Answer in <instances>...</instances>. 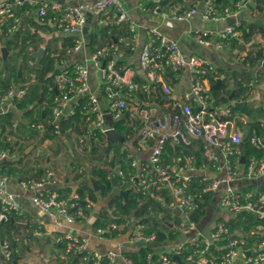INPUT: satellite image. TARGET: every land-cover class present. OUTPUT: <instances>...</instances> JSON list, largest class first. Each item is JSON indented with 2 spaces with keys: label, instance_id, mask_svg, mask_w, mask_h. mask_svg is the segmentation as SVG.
I'll use <instances>...</instances> for the list:
<instances>
[{
  "label": "built area",
  "instance_id": "obj_1",
  "mask_svg": "<svg viewBox=\"0 0 264 264\" xmlns=\"http://www.w3.org/2000/svg\"><path fill=\"white\" fill-rule=\"evenodd\" d=\"M151 2L152 15L158 16L169 26L176 22H188L199 13L196 7H178L172 4L164 7L161 0ZM26 3L34 7L37 17L41 20L44 21L48 15L52 16L54 26L59 32L75 37L73 52L90 45L87 37L89 15L96 11L105 12L113 9L110 16L99 19L100 25L128 22L130 32L134 36L137 32L138 24L128 15L123 0H87L78 5L60 2L38 4L36 0L28 2L0 0V23L10 20V30L13 32L22 28L24 19L18 15L17 9ZM204 3L205 8L201 15L205 21L233 19V22L221 31L219 35L221 40L214 42L217 48H222L224 40L239 34L242 22L236 18L240 11L255 6L257 0H238L221 10L216 6L215 0H204ZM146 28L149 43L144 45L138 63L139 68L147 76V80L141 86V92L151 94L152 88H160L162 94L168 97L164 103L170 110L154 107L145 110L140 108L142 104L139 103L128 107V101L137 97L136 70L133 66L124 64L120 53L113 46H104L89 54L91 67L80 61L69 63L66 58L60 59L53 75L62 96L56 97V104L45 122L35 123L33 128L44 134L48 127H52L58 135L62 132V121L82 108L87 119L80 124L82 132H85L84 144L86 145L87 138L92 135L96 142L98 138H104L109 142L105 131L116 128V123L111 127L105 125V113L92 91L90 78L92 70L97 69L102 81V90L108 101V114L120 121L130 111L135 112V117L141 122V128L135 133L136 136L130 135V138L133 137L134 143H139L140 146L148 142L151 144V152L147 158L128 154L132 158V166L136 169V173L129 179L135 192L164 200L162 194L163 191H167L169 200L165 201V204L174 212L180 210L181 220L177 228L182 233L196 226L190 214L201 207V200L192 191L191 182L193 176H200L201 182L205 184L203 193L214 192L220 185H226L220 197L221 208L236 214L241 211H244V214L251 212L258 220L264 222V193L259 192L256 197L253 191L243 192L231 184L238 175V166L241 165L242 135L237 129V121L240 118L245 122L247 120L232 106L213 105L208 81L215 73L214 64L202 55H186L179 42L170 38L158 25L150 24ZM192 34L199 44L206 46L212 44V31L194 28ZM241 58L245 59L244 56ZM183 69L190 70L192 76L189 89L183 93L179 101L181 107L177 109L174 105L178 101L172 96L167 77L170 72ZM254 86L251 83L250 90ZM27 92V85L0 84V111H6L13 102L22 100ZM70 98H76L73 104H69ZM143 104L153 103L146 101ZM171 106L175 108L171 110ZM158 111H161L160 115ZM2 132L3 128L0 127V139ZM177 135H181L187 143L188 136L203 138L205 141L202 156L206 161L198 163L194 154H175L170 158V162H164L165 145L169 141L179 142ZM77 137L80 140L82 136ZM251 142L264 149L263 137L253 136ZM17 158L13 149L0 141V164ZM242 165L245 178H259L264 175V156H247L246 163ZM223 170L225 173L221 174ZM119 174L123 176L122 171H119ZM9 182V176H0V249L9 261L18 254V250L9 240L2 237L3 227L22 210L21 201L29 194L31 204L50 216L55 226V234L65 242L68 257L74 259L75 264H119L121 256L126 257L128 252L135 251L142 245L153 248L148 252L145 264H179L175 255L181 256L183 264H236L239 257L243 259L242 264H264V223L260 225L259 239L249 245L247 233L236 235L227 222L219 221L208 234L198 233L194 249L183 258V245L158 244L157 233L150 231L151 225L135 216H124L98 226L92 225L94 236L115 243L113 248L100 250L93 248L89 237L76 229L77 223H86L97 203L90 197H82L77 190H71L62 196L57 190L58 177L53 169L43 170L40 177L19 178L15 188L11 187ZM45 234L41 225H32V228L27 229L29 241ZM227 237L229 238L227 243L221 247L223 252L217 257H208V252L217 246V241ZM212 245L214 246L211 248ZM126 261L132 264L127 257Z\"/></svg>",
  "mask_w": 264,
  "mask_h": 264
},
{
  "label": "crops",
  "instance_id": "obj_2",
  "mask_svg": "<svg viewBox=\"0 0 264 264\" xmlns=\"http://www.w3.org/2000/svg\"><path fill=\"white\" fill-rule=\"evenodd\" d=\"M26 1L28 2V0ZM36 1L38 4L40 2H60V3L70 4V5H78L87 0H36ZM123 3L127 9V13L130 16V18L133 19L138 24L137 32L135 36L130 32L128 22H122L120 24L114 23L115 26L118 28V32L116 33V36H115V45H112V46L114 49H116L120 53L121 59L124 61L125 65L133 66L135 68L136 76H137V79L135 76V81L137 83V89H141V86H142V84L140 83L141 81L139 82V79L143 80V82L147 80V76L145 72L141 70L138 66L140 53L144 45L149 43V38L147 35L146 27L150 24H155V25H158L160 29L164 31L170 38L178 41L186 55H190V54L202 55L208 58L214 64L215 73L213 74V77H211V79L208 81L209 82L208 83L209 92H210V95L213 101L212 103L213 105L225 104L226 100L223 99V96H226L228 98L227 100L232 101L233 109L236 110L239 115H242V117H245L247 120V122H245L243 119L240 118L237 121V129L241 133L242 138L244 135H246L247 132H249V130L256 123H258L259 126L264 129V114L257 111L258 108L264 107V86H261V85H264V70L260 67L261 62L264 59V55L263 56L259 55V50H262L264 53V14L259 13V9L264 4L257 3L255 6H253L255 10L253 11L250 10L251 12L248 10L246 11L245 9L247 8H243L236 18V20L238 19L241 22H246V24L254 22L258 26L262 27L263 29L256 28L254 30L253 35L249 39H244L243 31L239 30V34L237 36L224 40V47L217 48L214 42H216L217 40H221V38L219 37L221 31L224 30L232 22H231V19L220 20L218 22L205 21L201 15V12L205 8L204 0H174L170 4L164 5V7H168L171 4L176 5L178 7H196L199 10V13H197L190 21L176 22L173 26L167 25L158 16L152 15L150 11L151 0H123ZM33 10L35 9L33 8ZM30 11L31 10L28 9V11L25 12V14H23L25 15V18L29 16ZM104 14L106 16L105 18H107V16H110L109 15L110 10L109 9L106 10ZM50 18L52 17L50 16ZM100 18L104 19V17L101 16V12L96 11L90 14L89 15L90 24H92V26L94 24L100 25L99 24ZM256 21H258V23H256ZM104 24L105 23L103 24L101 23V25H104ZM90 26L91 25H89L88 30L92 32V30L94 29L91 30L92 26L91 27ZM0 27H1L0 30H3L2 25H0ZM51 28L53 32H58V30L54 26V23L53 25H51ZM194 28H201L204 30L212 31L213 32L212 38H211L212 44L208 46L199 44L195 40L192 34V30ZM61 35L63 37L69 36L64 33H61ZM7 40L8 39H6L5 42L0 44V49H3V47L1 46L6 45ZM62 45H63V41H62L61 46L58 47L61 51L60 53H63V56L59 57V59L66 58L69 63L80 61L91 67V62L89 60V54L91 53L90 45L85 46L78 52H73L72 47L64 48ZM231 48L232 50L230 51ZM242 56H244L245 59H242L241 58ZM251 56L255 57L254 61L250 59ZM256 71H257V74H260V77H261L260 81L257 80V78L259 77L255 76ZM191 76H192V73L190 72V70L183 69L178 72H170L167 77V81L172 89V96L173 98H176L178 101L177 102L178 104L176 103L174 105L177 109H180L181 107V102L179 101H181V97L183 93L189 89V83H190ZM221 77H225V80H223V83H227V86H225L223 90L222 88L218 87L222 90V93L220 94L219 99H217L214 96V94H212V92L213 90L218 89V88H214L212 91L210 90H211L212 85L216 83L217 79ZM1 82L5 83L4 80ZM251 83H253L255 86L257 85L259 86L260 91L258 92V94L260 96V93H261V96H262L261 99L258 97H256L258 98V100L253 99V96L251 95V91L255 89V86L252 88V90H250L249 86ZM90 84H91L93 93L99 99L101 108L103 112L105 113V125L107 127H111V125H109L108 101L102 90V81H101L100 76H98V78H94L92 75L90 78ZM152 91H153L154 97L151 99V102L149 103L150 104L153 103L157 105L159 109L161 110H170V108L166 106L167 104L164 103L168 99V97L162 94L161 89L152 88ZM57 95L62 96V94H60L59 91ZM231 95H233V98H230ZM75 100L76 98H70L69 104H73ZM134 100L136 104L137 103L143 104L144 102L147 101L145 100L141 102L138 96L135 97ZM242 106L248 107V109L252 110L253 113L251 114L249 111L245 113L241 109ZM131 107H133V105ZM175 107L171 106V110H173V108ZM3 112H11L12 114L11 117L13 116L17 117L16 122L20 121L18 119H20V117L23 114V110H20L18 108L16 101L13 102L7 108V110ZM3 112L0 111V114ZM129 113L130 114L129 115L126 114V116L130 117V120L133 125L135 124L138 125L140 123L139 120L135 121V118H134L135 116L131 115V113H135V112L130 111ZM158 114H161V113H158ZM80 124L81 122H79L77 126H74V128H72L73 130L72 133L74 134V136H79L78 128H80ZM20 128L21 129L14 132L12 131L13 129L12 127H9V129H6L3 127V132H2L1 139H0L1 142L5 143V145H7L9 148H12V149L14 148V146H18V144H20L21 142H24L25 144L24 150L27 149L25 152L27 154L26 156L19 155L17 160H13L15 162L14 163L15 166H18L20 168L22 167L24 171L23 173L22 172L18 173L16 177H10L9 185L14 188L17 187L16 186L17 179L23 178V177H35L36 178L38 177L36 175L37 170L41 169L43 171L47 169L46 167L39 168L37 165L35 166V162L34 164H32L33 161H31V159H33L35 155V148L37 147V140H41L40 135L34 134V135H29L28 137H25L24 132H23V130H25V127L20 126ZM7 132H9V135H7ZM79 134H81L80 137L82 136L80 138V142L79 143L75 141L73 142L74 150L78 156L76 160H79L85 157L86 159H88L89 161L91 160L92 162L94 161V159L99 158L102 145L99 147L100 149L97 154H94L92 152L93 149L92 151H90V149L88 148H86L87 150H85L84 149L85 144L83 141L84 139L83 135H85V132L84 133L80 132ZM191 138L196 140V144H194V146L192 145V142L190 140ZM187 141H188V144L191 145L190 148H192L193 146L194 149H198L200 146L202 150L205 140L199 137L188 136ZM43 142L52 143V141L49 139H46ZM93 142H94V146L98 145L96 141H93ZM76 145H77V148L79 147L78 149L83 148L84 152L78 154L79 150L76 148ZM140 147H141V150H139ZM135 148H136L137 153L134 154L133 156H137L140 158H147L151 152L150 142L145 143V145L143 144L141 146L138 143L136 144ZM217 150H219L218 147H217ZM30 157L32 158L30 159ZM28 159H30V161H28ZM92 167H93V163L87 166L82 165L79 171L83 170L86 172H90ZM209 172L213 174L212 171H209ZM42 173L43 172H41V175ZM224 173H225V170L221 172V174H224ZM243 173H244V166L241 164L238 166V175L235 177V179L231 183L235 188H237L238 190L244 191L249 186H255L254 187L255 190H259L260 187H264V175L259 178L249 179V178H245L243 176ZM61 183H62V180H60L58 177V186H57L58 189L57 190L59 192H60V189L67 188L65 185L64 186L61 185ZM225 187L226 185L222 184L220 185L218 190L212 192L213 198L206 207V210H205L206 213L202 217V219L196 223V226L194 228H189L186 231H183L180 236L182 238L181 241L178 240L176 243H169V244L183 245L186 242H191L194 244L197 241L199 232L203 234H208L217 225L219 221H224L227 223L232 222V219L228 217L229 215L224 213L222 211L223 208L220 207V197ZM28 195L29 194H27L22 199L21 201L22 210L14 216V220L16 222L25 223L26 229L30 227L32 228V225H35V226L41 225L43 229L45 230L46 234L44 236L35 237L33 241H29L28 237H25L23 239L24 234H23V229L21 227H20V231H18L16 229L5 226V228L3 229L4 236L6 237L7 240H9V237L13 235L16 238L27 241V243L30 246L35 243L34 242L35 240L37 241L40 240L41 244L38 247L40 250H45V248L49 245L50 247L54 246L57 250L64 252L62 250L63 248L64 250H66V244L63 240H60L59 237L55 234V231H54L55 226L50 216L47 213L37 210L31 204V201L29 200ZM108 202L109 201H107V203ZM107 203L105 204V206L107 205ZM103 206L104 205H102L101 207ZM99 213L96 215L95 210H94L93 214L88 218L86 223L76 224V229L78 232L89 237L90 244H91V239H92L91 235L97 241L106 242V244L102 245V247H99L98 245L94 246L91 244L92 247L100 249V250H106L109 248H113L115 246V243L113 241L101 240L93 235V226H92L93 222L92 221L96 217L99 216ZM258 229L260 230V226L258 227ZM261 231L263 232V228H261ZM234 234L236 235L244 234L241 231V227L239 225H237L236 229L234 230ZM108 244H111V245H108ZM217 248L221 250L220 247H217ZM26 250H27V247L26 248L23 247L22 250H18L19 259L21 257V254L27 252ZM0 253L2 252L0 251ZM72 260L74 259L70 258L69 256L68 259L66 258V260H64L63 264H67L66 262L70 264L72 263ZM242 261H243L242 257H239L236 261V264H242L243 263ZM119 264H129V263L126 261L125 256H121L119 258Z\"/></svg>",
  "mask_w": 264,
  "mask_h": 264
},
{
  "label": "trees",
  "instance_id": "obj_3",
  "mask_svg": "<svg viewBox=\"0 0 264 264\" xmlns=\"http://www.w3.org/2000/svg\"><path fill=\"white\" fill-rule=\"evenodd\" d=\"M174 0H161L162 5H168ZM238 0H215L216 6L221 10L225 6H228L232 3L237 2ZM257 3L264 4V0H257ZM153 3L151 2V6ZM33 6H30L28 3L24 4L23 6L19 7L17 9L18 15L22 16V19H24V24L26 22H30L31 24L37 26V27H47L49 29L51 28V25L47 24V22L52 21L54 23V19L50 18L48 15L45 20H41L39 17L37 19L33 20L30 19L29 16L25 18V12L29 10H33ZM113 9L110 10V13L112 14ZM101 16H105L104 12H101ZM10 23L9 28L11 27L10 20H6L4 22H1L2 29L5 33L8 32V24ZM256 28L263 29L262 27L258 26L254 22L246 24V22H242V25L240 27V30L243 31V37L244 39H249ZM97 31H88L87 37L90 41V50L95 51L96 49L104 46H112L115 45V36L118 32V28L115 26L114 23H107L103 26L97 28ZM35 35L36 33L30 31L28 28H25L24 26L22 28H19L17 31L14 32V35L11 37H8V40L6 42V45L10 51L17 50L19 48L26 47L30 41H35ZM75 37L72 35H69L68 37H63V47L64 48H71L74 45ZM39 47V46H38ZM36 47V48H38ZM48 50V49H47ZM53 51L61 52L59 48H55ZM54 53L47 54L48 58H52ZM259 55L263 56L264 53L262 50H259ZM63 56V53H59V55L56 56L58 59L59 57ZM33 57V56H32ZM254 56H251L250 59L254 61ZM51 60V59H48ZM47 61V60H46ZM52 61V60H51ZM18 59L15 58L14 65L9 66L10 68V77L15 79L16 81L22 80L23 82L26 81L24 78V74L19 77L18 75ZM55 66V62H50L48 64V72L46 73L44 70L47 68L45 65L42 66L39 69V73H37L36 77H34V81L29 84L28 92L26 96L20 100L16 101L18 108L20 110H23L22 117H25V119L28 120V127L24 124H20V126L25 127V129H33V125L38 122H45V120L51 115V111L53 106L56 104V97L57 90L55 89L56 82L54 79V75H50V72L53 71ZM213 77V76H211ZM225 80V78H224ZM3 79L0 77V84H2ZM9 81L10 79L4 81L5 85H13ZM141 81V82H140ZM139 82L143 84V80L139 79ZM227 86V83L221 84L220 88H223ZM218 88L213 90L212 94L219 99L220 94L222 93V90ZM135 96H138L140 101H145L146 99H152L154 94H146L142 93L141 89L135 90ZM224 100H227L228 98L226 96H223ZM85 101V100H84ZM83 101V102H84ZM136 104L135 100H130L128 102V107H131L132 105ZM138 104V103H137ZM241 109L247 113L248 111L252 114L253 111L249 110L248 107L242 106ZM257 111L264 114V107L258 108ZM3 116H12L11 112H4L0 114V127L2 126V117ZM86 119V115L84 114V110L82 108H79L76 113L72 116H69L68 118L64 119L62 121V129L67 132L68 137H71L72 128L74 126H77L79 122H84ZM133 125L130 117L125 116L122 120L116 122L115 126L118 132H120L122 135L125 136L126 139L130 138V135L132 133V130L130 132H126V129L128 126ZM133 126H131L132 128ZM39 134L40 139L43 142L46 139H51L53 141L59 140V134L56 135L53 131L52 127H48L44 134H41L39 131H33L32 135ZM253 136H260L264 137V129L259 126L258 123L253 125V127L249 130V132L246 133V135L242 138V148H245L247 156L250 157L251 155H257V156H264V149L257 147L255 144H252L251 138ZM192 145L196 144V140L191 138ZM2 144L5 145V143L2 142ZM124 143L120 141H113L110 142L106 149V154L101 155L98 158V162L96 164H93L92 169L90 172H80L77 177H80L83 175L85 177L84 181L82 182V186L77 190L80 192L82 197L87 196L86 194H89V196L97 201L98 197L95 194V186L90 180V178H95L97 180H100L99 184V191L104 195H110V193L113 191L114 186L119 185L123 187L124 190L130 189L132 187L130 182V176L136 173V169L132 166V158L128 156L129 152L127 148L123 145ZM101 145H97L93 148V153L97 154L99 152V147ZM189 148L187 146L182 145L179 142H173L169 141L165 145L164 151H163V160L164 162H170V158L175 154H196L197 156V162L202 163L205 162L203 156H202V150L199 146L198 149H194V147ZM110 153H113L112 158L109 159ZM14 161H7L2 164H0V176L7 175L9 177H16L18 173H23V168L15 166ZM106 166V167H105ZM118 167L119 171L123 172V176L119 174V171L117 174H112L111 169H115ZM36 175L38 177L41 176V169L37 170ZM114 175L115 180H112L111 176ZM24 178V177H23ZM123 178L127 180L126 184H123ZM200 176H193L192 182H191V189L192 191L197 195V198L201 200V207L195 211H193L190 214V218L195 223L199 222L202 217L205 215V210L207 205L211 202L213 198L212 192L203 193L202 190L205 187V184L201 182ZM116 184V185H115ZM92 185V186H91ZM255 186H249L246 188L243 192L247 191H254L256 194V197H258L259 192L264 193V187H260L259 190L254 189ZM71 189L70 188H64L60 189V194L64 196L67 194ZM163 199L159 200L155 196L151 195H143L141 193L130 191L128 193L127 198L122 196L121 194L117 193L113 195L109 199V202L106 206H103L100 210L99 216L96 217L92 222L93 226H98L103 223L119 220L120 218L124 216H131L132 212L135 210V217L140 218L142 221L147 223L148 225H151L152 228L150 231H154L157 233V243L158 244H169V243H176L178 241V238L181 236V231L177 228V225L180 222V217L176 216L175 214L173 217H168V215H165L164 213V203L169 200V195L167 191H163ZM175 213V212H174ZM163 214L164 218H158V215ZM14 219V218H13ZM11 219L8 223H6L3 227L8 226L10 228L16 229L20 231V227L16 224V222H13ZM170 223H173L174 225H171ZM264 222L261 220H258L255 215L251 212H246L243 216H237L236 219L232 220V222H228L227 224L230 226L231 231L234 233V230L236 229L237 225L241 227V231L243 233H247L249 236V245H252L257 239L260 237L259 229L258 227L262 225ZM35 226V225H34ZM15 237V236H14ZM6 238V237H5ZM35 239V238H34ZM228 237L224 238L222 240L217 241V247H223L227 241ZM10 244L17 248V244L14 241H10ZM29 247V245L27 246ZM184 247V253L182 257L184 258L185 255H187L189 252H191L194 249V244L191 242H186L183 244ZM217 247L212 248L207 256L210 258H214L219 256L223 250H219ZM150 250H153L151 246H145L142 245L138 249L132 252H128L126 254V257L128 260L132 262V264H145L146 262V256ZM75 260H72V263H74Z\"/></svg>",
  "mask_w": 264,
  "mask_h": 264
},
{
  "label": "rangeland",
  "instance_id": "obj_4",
  "mask_svg": "<svg viewBox=\"0 0 264 264\" xmlns=\"http://www.w3.org/2000/svg\"><path fill=\"white\" fill-rule=\"evenodd\" d=\"M245 10L246 11L247 10L253 11V10H255V8L253 6H250L249 9L247 8ZM259 13L264 14V5H262V7L259 9ZM29 16H30V19H33V20L37 19L35 10H31L29 12ZM47 24L53 25L52 21L47 22ZM90 25L92 26V24H90ZM9 26H10V23L8 24V28H9ZM24 26H25V28H28L30 31L36 33V35L34 37L35 41H30V43L24 48H19L17 50H13V51L8 52L6 58H4V52L2 51V49H0V77L4 81L10 79L11 81H9V82L15 86H21V85H27L28 86L29 84H31L32 81H34L33 78L36 77L37 73H39V69L41 67L40 66H38V67L33 66L34 62H33V57H32L33 56L32 51L35 50L36 47L44 46L46 48V54L53 52L54 54L59 55L60 52L56 53L53 50L56 47L57 48L60 47L62 44V41H63V36L61 35V33L59 31L53 32L51 29H49L47 27H37V26L31 24L30 22H26L24 24ZM101 26H103V25L94 24L92 26L93 28L91 27V30L94 29L92 31H97L98 30L97 28H99ZM13 35H14V32L12 30H10V28L8 29L7 33H5L3 30H0V44L5 42V40L8 39V37H11ZM4 46H6V45H2L1 47H4ZM231 50H232V48L230 49V51ZM15 58H17L19 61L18 62V72H19V63L20 62L23 63L22 74H24V78L26 79L25 82H23L22 80L16 81L12 77H10L9 66L14 65ZM58 59L56 60L57 66L59 64ZM44 71L46 73L48 72V70H46V69ZM52 74H53V71L50 72V75H52ZM92 75L94 78H98V76H99L98 70L93 69L91 76ZM261 86H264V85H261ZM146 100H147V102H151V99H146ZM223 105L224 106H232V101L226 100L225 104H223ZM133 106H135V105H133ZM158 113H161V111L160 112L158 111ZM131 115L135 116L134 113H131ZM158 115H160V114H158ZM108 116H109V125L112 126L114 123H116L117 120H115L110 115H108ZM16 120H17L16 116H13V117L3 116L1 119L2 126L6 129H9V127H12L13 128L12 131H14V132L21 129L20 124H24L25 126L28 127V120L25 119V117L21 116L20 119H18L20 121L16 122ZM143 127L144 126H142V128ZM34 130L38 131L35 128H33L32 130L29 128L23 130L24 136L28 137L29 135H32V132ZM67 132H70V131L68 130L65 133H60L59 134V140L53 141L52 143H45V142H42L41 140H37V147L35 148V155H34L33 159H31L32 157H30V159H31V161H33L32 164H34V162H35V166L37 165L39 168L40 167L41 168H44V167L51 168L55 172H57V174H58L57 176L59 177L60 180H62L61 185H63V186L65 185L67 188H70L71 190H78L82 186V182L85 180L84 179L85 177H83V175L80 177H77V175H79V173H80L79 172L80 167L82 165H85V166L91 165L92 163L96 164L98 162V158L94 159V161H92V162H91V160L89 161L85 157L81 158L79 160H76V158L78 156L74 150L73 142L71 141L68 145L70 138L68 137ZM7 135H9V132H7ZM139 135H140V133H139ZM130 140H133V137L128 138V140L126 142H124L123 145L125 146V148H127L128 152L131 155H134L137 153L136 148H135L137 143L131 144ZM24 148H25V144H24V142H21L20 144H18V146H14L13 151L17 156H19V155L26 156L27 154L25 152L27 149L24 150ZM58 148H60L59 153H57V152L54 153L53 150L56 151V150H58ZM76 148H77V145H76ZM78 150H79L78 154L84 152L83 148H80ZM112 155H113V153H110L109 159L112 158ZM30 159H28V161H30ZM74 171H75V173H74ZM118 171H119L118 167H116L115 169H111L112 174H117ZM122 182H123V184H126L127 180H125L123 178ZM121 190H124L122 185L121 186H119V185L114 186L113 191L108 196L102 194L99 191V189L95 190V194L98 197L97 201L94 200L97 203L96 208H95V214L97 215L100 212V209L102 208L101 206L102 205L105 206L107 201H109V199L111 197H113V195H115L117 193L120 194ZM86 195L89 196V194H86ZM163 208H164L165 215H168V217H173L174 211L172 209H170L169 207H167L165 203H164ZM222 211L224 213H226L227 215H229L228 217L232 220L236 219V217H237L236 213H231V212L224 210V209H222ZM158 218L163 219L164 215L160 214V215H158ZM91 238H92L91 244L94 246L98 245L99 247H102V245L106 244V242H104V241H97L92 235H91ZM181 239H182L181 237L178 238V240H180V241H181ZM9 240L14 241L18 245L17 246L18 250H22L23 247L26 248L29 245L27 243V241L16 238L13 235L9 237ZM34 242L35 243L33 245H31V246L29 245V247H27V250H26L27 252L21 254L20 259L16 260V261L7 260L4 253L0 249V251L2 252V253H0V264H15V262H16V264H63L64 260H66V258L68 259V254H67L66 250H64V248L62 250L64 252H61V251L57 250L54 246L50 247L48 245L45 248V250H40L38 248L41 244L40 240L39 241L35 240ZM108 245H111V244H108ZM21 246H23V247H21ZM66 263L69 264L68 262H66ZM70 264H73V263H70Z\"/></svg>",
  "mask_w": 264,
  "mask_h": 264
},
{
  "label": "water",
  "instance_id": "obj_5",
  "mask_svg": "<svg viewBox=\"0 0 264 264\" xmlns=\"http://www.w3.org/2000/svg\"><path fill=\"white\" fill-rule=\"evenodd\" d=\"M51 17H52V16H51ZM231 22H233V19H231ZM256 23H258V21H256ZM88 28H89V26L87 27V29H88ZM2 51L4 52V58H6L7 53L10 52L9 49H8V47L4 46L3 49H2ZM32 55H33L34 57H36V61L33 63V66H35V67H36V66H39L40 64H42L43 59H44V57L46 56V48H45L44 46H39L38 48H36L35 50L32 51ZM49 63H50V60L45 61V66L47 67ZM261 68L264 70V59H263L262 62H261ZM22 69H23V63L20 62V63H19V72H18L19 77H21V76L23 75V74H22ZM46 70H48V67L46 68ZM58 71H59V69L57 68V69H56V72H58ZM255 76H256V77H259V78H257V80L260 81L261 77H260V74H257V71L255 72ZM224 78H225V77H221V78L217 79L216 83H215L214 85H212L210 91H212L214 88H218V87H220L221 84L223 83ZM136 79H137V76H136ZM249 87H250V86H249ZM55 89L57 90V94H58V88H57V86H55ZM249 89H250V88H249ZM259 91H260L259 86H258V85L255 86V89L252 90V93H251V95L253 96V99H255V100H256V99L258 100V98L261 99L262 96H261V93H260V96H259V94H258ZM256 92H257V94H256ZM256 97H258V98H256ZM230 98H233V95H231ZM260 101H262V100H260ZM152 107L159 109V107H158L157 105H155V104H151V105L142 104L140 108H141V109H145V110H150ZM127 115H129V113H127ZM61 133H65L64 129H62V132H61ZM105 136H106V138H107V140H108L109 142L120 141V142L124 143V142L127 141L126 138H125V136L122 135L120 132H118V131L116 130V128H109V129H107V130L105 131ZM177 138H178L179 142H180L182 145L187 146V147H189V148L191 147V145L188 144V143L184 140V138H183L181 135H177ZM71 141H72V142L75 141V142H78V143H79L80 140H79V137L74 136V134L71 133V137H70V139H69L68 145H69V143H70ZM59 151H60V148H58V150H56V151L53 150L54 153H56V152L59 153ZM204 160L206 161V159H204ZM246 161H247V153H246L245 148H242L241 158H240V163H241V164H245ZM41 172H43V171L41 170ZM111 178H112V180H115L114 175H112ZM90 180H91L92 183L94 184V186H95V190H98V189H99V184H100L101 181H100V180H97V179H95V178H92V177L90 178ZM115 185H116V184H115ZM116 186H117V185H116ZM130 191H134V189H133V188H130V189H126V190H121V191H120V194H121L122 196H124L125 198H127L128 193H129ZM180 213H181L180 210H177V211H175L174 214H175L176 216H179ZM134 215H135V210L132 212L131 216H134ZM237 215H238V216H243V215H244V211L239 212ZM12 221H13V222H16L14 219H13ZM16 224H17L18 226H21V228L23 229V234H24L23 239H24L25 237H27L26 224L23 223V222H16ZM170 224H171V225H174L173 223H170ZM2 237L5 238L3 232H2ZM213 246H214V245H212L211 248H212ZM249 253H250V251L247 252V254H249ZM175 259L178 261L179 264H183V261H182L181 256H179V255H175ZM13 260H14V261L19 260V255L16 254V255L14 256ZM15 264H16V262H15Z\"/></svg>",
  "mask_w": 264,
  "mask_h": 264
},
{
  "label": "flooded vegetation",
  "instance_id": "obj_6",
  "mask_svg": "<svg viewBox=\"0 0 264 264\" xmlns=\"http://www.w3.org/2000/svg\"><path fill=\"white\" fill-rule=\"evenodd\" d=\"M57 55H58V54H54L52 58H48V56H47V54H46V56H45L44 59H43L42 64H40L39 66H40V67L44 66V65H45V61L48 60V59H51V60L53 61V63L55 62V66H54V69H53V71H54L55 68H56V60H57L56 56H57ZM51 60H50V62H52ZM35 61H36V57L33 56V62H35ZM58 61H60V59H58ZM37 67H38V66H37ZM135 121H138L136 117H135ZM139 122H140V121H139ZM131 126H133V128H131ZM115 127H116V126H115ZM140 128H141V122H140L138 125L135 124V125H130V126H128L127 129H126V132L128 133V132H130V131L132 130L131 135L136 136L135 133H136L137 131L139 132ZM78 130H79V133L82 132V128H78ZM79 133H78V135L80 136L81 134H79ZM93 137H94V135H92L91 137L87 138V140H86V145L84 146V147H85V148H84L85 150H87L86 148H88V149H90V151H92L93 147H95V146H94V142H93L94 140L92 139ZM126 140H128V139H126ZM134 141H135V140H133V141L130 140V143L133 144ZM52 142H53V140H52ZM97 144H98V145H102V149H101V151H100V155H99V156H101V155H105V154H106V149H107V146H108L109 142H107L104 138H98V139H97ZM92 152H93V151H92ZM92 152H90V153H92ZM82 172H83V170H82Z\"/></svg>",
  "mask_w": 264,
  "mask_h": 264
}]
</instances>
